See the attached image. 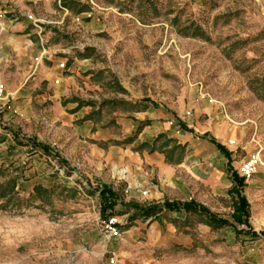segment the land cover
Returning <instances> with one entry per match:
<instances>
[{
	"label": "rangeland",
	"instance_id": "rangeland-1",
	"mask_svg": "<svg viewBox=\"0 0 264 264\" xmlns=\"http://www.w3.org/2000/svg\"><path fill=\"white\" fill-rule=\"evenodd\" d=\"M73 1L72 10L63 0L1 8L39 31L47 61L82 70L68 90L55 79L72 125L49 114L53 101L30 91L7 98L0 85V184L16 179L0 197V264H264V237L233 226L196 214L150 223L123 215L127 204L194 199L248 229L233 218L236 171L249 224L264 231V0ZM84 121L92 132L76 129ZM105 187L124 204L110 217L117 235L101 211Z\"/></svg>",
	"mask_w": 264,
	"mask_h": 264
},
{
	"label": "crops",
	"instance_id": "crops-1",
	"mask_svg": "<svg viewBox=\"0 0 264 264\" xmlns=\"http://www.w3.org/2000/svg\"><path fill=\"white\" fill-rule=\"evenodd\" d=\"M0 4L1 12L3 4L7 8V0H2ZM2 12L7 13V10ZM11 16L13 19H7V16L5 17L4 14H0V85L5 86L7 98H16V100L19 101V99L24 96L22 95L23 92L30 91V94H34L35 92V99L40 98V100L44 102L49 100L53 101V107H51L49 114H55L53 117L54 120L60 119L62 124H70L69 122L72 118H70L65 110H61V103L58 98L59 94L58 91L54 89L55 79L62 81L64 90H68V87L69 89L72 88V86L76 84L75 80L80 74L79 71L82 70L81 65L76 62H70L67 63L66 69H62L56 57L55 59H51V61H47V59L50 58L43 55L46 49H44L43 38H41L39 31L34 30L25 18H18L14 14ZM40 48H43L44 51ZM38 49L40 50L39 57L36 56V50ZM34 56L36 57L34 58ZM35 65L37 70L31 74L33 66ZM64 71H66V74H64ZM52 88L53 90H50ZM31 100L32 97H27L28 102ZM22 101L23 100H21V102ZM150 109V106H145L143 109H140V112L144 113ZM87 122L88 121H84L81 125H78L76 129H84L89 133L92 132V126ZM93 136H95V133L91 135V137ZM217 150L231 162L232 153L231 159H229L225 153L221 152L218 148ZM151 159L160 162L164 158H159L158 155H152ZM133 213V209H128L123 215H127L130 218ZM165 213L166 212L163 211L148 218L142 216L138 217L150 223L154 220H159ZM154 229L156 230V228Z\"/></svg>",
	"mask_w": 264,
	"mask_h": 264
},
{
	"label": "trees",
	"instance_id": "trees-1",
	"mask_svg": "<svg viewBox=\"0 0 264 264\" xmlns=\"http://www.w3.org/2000/svg\"><path fill=\"white\" fill-rule=\"evenodd\" d=\"M75 1L73 0H63L64 7L68 9H73L72 3ZM84 11L83 8L79 10V12ZM120 89L123 92L127 93V90L123 88L122 86ZM116 104V100H113ZM151 101V100H148ZM121 104H129L126 100H121ZM181 130L183 132H193L191 128H189L186 124H181ZM211 141H213L217 148L225 153L229 159H231V152L223 146L220 142H217L214 138H211ZM21 143V142H19ZM25 145V144H21ZM27 145V144H26ZM35 149L39 148L42 149L45 153H48V147L39 143L33 144ZM231 161V160H230ZM233 176V182L234 185L231 188L230 192L231 194H236L239 198V202L236 205V210L233 213V218L238 224H246L248 226V229H239L237 226H235L232 222H230L227 219L219 218V216L212 212L207 206H205L202 203H199L198 201L191 199L186 201L181 200H166L164 203H154L150 204L148 206H139L135 204H127L124 207L128 208L129 210L133 209L134 213L131 216V219H135L137 216H142L145 218L155 216L158 213H161L163 211L165 212H174L177 214H196L202 218H204V221L207 225L213 227V228H222L224 226H233L237 232L238 235L243 234H249L252 238H259L264 237V231L263 232H257L253 229V227L249 224V216H250V203L244 193L245 187H246V181L244 177H241L236 171H232ZM16 190V179L11 178L4 183L0 184V197L6 195V194H12ZM36 190L40 191L41 186L37 185ZM100 197L102 199L101 203V211L103 214L104 220H109L111 216L117 215V208L118 205H124L123 202L119 201L118 194L113 191L110 188H103L100 190Z\"/></svg>",
	"mask_w": 264,
	"mask_h": 264
},
{
	"label": "built area",
	"instance_id": "built-area-1",
	"mask_svg": "<svg viewBox=\"0 0 264 264\" xmlns=\"http://www.w3.org/2000/svg\"><path fill=\"white\" fill-rule=\"evenodd\" d=\"M0 96H3V88L0 86ZM252 163L251 164H248V165H245L243 167V170H245L246 172H248L250 170V167H251ZM116 223H117V219L116 217H112L110 218L107 222H106V226L107 228L109 229V231L111 232V234L113 235H117L118 234V231L117 229L115 228L116 226Z\"/></svg>",
	"mask_w": 264,
	"mask_h": 264
}]
</instances>
